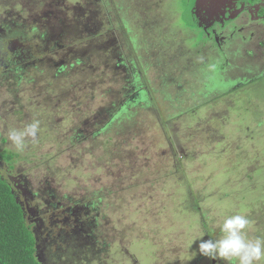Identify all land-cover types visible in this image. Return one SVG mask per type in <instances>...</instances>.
<instances>
[{
	"label": "rangeland",
	"instance_id": "374dc122",
	"mask_svg": "<svg viewBox=\"0 0 264 264\" xmlns=\"http://www.w3.org/2000/svg\"><path fill=\"white\" fill-rule=\"evenodd\" d=\"M165 1L126 0L127 7L131 9L127 12L129 15L131 13L135 15L134 26L138 29L137 33L141 34L142 39L147 40L146 47H148V40L152 38L160 41V44H157L160 48H163L164 41L170 42L173 47L180 46L179 39L183 35L182 30L186 28L182 26L178 16L176 21L170 25L175 30L174 33H171V29L165 24L151 30L148 26L145 29L142 27L147 21L162 22L164 16L162 5ZM176 1L180 3V1L186 0ZM100 3L104 2L102 0H0V11L6 9L4 13H9L6 17L7 25L12 26V23L16 25L17 22L31 31V37H27L25 42L19 44L14 41L15 45L12 46L14 50L27 49L25 46L30 43L41 46L39 40L34 41L38 35H41L47 36L51 45L58 44V47L66 46L71 49L73 47L76 48L75 54L78 52L83 54L82 49L77 51V43L69 40L71 36L67 32L69 28L78 24V33L80 35L81 33L87 34L85 29L105 28L108 18L112 22L120 19L118 11L116 12L114 9L113 12H109L111 15L107 14V19L104 17L102 20L103 14L101 11H97L98 7L96 6ZM57 8L58 12L60 10L63 12L59 28L55 15ZM179 9L178 7L177 10ZM76 11L78 12L75 13ZM83 11L84 18L82 17ZM20 14L21 16H19ZM191 22L194 27L199 28L196 21ZM61 23L64 32L66 31L65 36L59 32ZM139 23L141 24L140 30L137 27ZM0 28L5 29L4 24ZM107 29L112 30L110 33L115 37H119V32L121 36L125 33L123 29L115 30L112 25ZM166 29L169 31L168 35H166ZM49 30L52 32L46 33ZM43 32L45 34H42ZM2 37L4 35H0V38ZM115 39H112L111 43L116 41ZM188 39L184 44L192 48V41L190 37ZM30 40L34 42H29ZM0 53L3 51L0 50ZM236 54L238 53L236 52ZM139 55L149 62V56H144L141 53ZM1 59L0 56V69H4L3 75L1 74L3 78L6 76L4 72L7 68L4 63H1ZM36 59L37 57L32 55L19 64L35 62ZM257 59L255 52L249 53L247 60L243 56L237 57L238 66L241 67V69H236L237 79H229L226 83L218 69L214 68L216 65L204 71L210 74L207 80L200 79L195 74L194 79H190L193 81L190 90L195 89L193 96L198 98L201 93L202 96L222 94L224 101L214 107L207 108L205 106L196 111L191 108L192 106H189L194 109L193 117L172 120L167 131L164 128L163 132L158 122H155L153 118L148 119L149 114L146 113L138 115L133 113L137 115V121L129 120L132 118L129 116L124 119L123 126L118 123L116 125L118 129L130 127L120 130L123 136L126 134L125 140L128 132H135V146L138 142L136 150H130L131 148L123 146V143L109 142L107 144L105 139L87 145L70 144L69 130L71 126L66 124L63 117L67 100L57 96L37 97L38 94L48 92L45 82L42 85H36L37 88L30 84L26 87L21 82L18 85L20 95L16 89L9 93V97L0 90V147L4 146L1 139L8 140L7 132L10 128L23 127L37 119L41 122L42 131L37 142H30L24 152H17L9 140L5 145L15 156L14 161L10 164L15 167L12 174L17 177L24 176L27 179L28 192L36 195V199H33L30 204L35 207V204L38 203L37 214L39 215L46 211V217L51 216L53 213H58L59 209L67 207L69 203H73L70 201L71 199L60 198L59 194L62 189L68 193L79 183L80 185L88 184V187H94L95 190L99 188L97 187L99 184L101 187L110 183L107 184L105 193L100 188L99 191L96 190L102 199L104 198L102 202L105 209L98 211L105 212L101 215L97 212L98 217L101 218L100 222L103 224L102 226L98 224L97 227L99 238L107 246L104 247L106 251L103 253V259L107 260L108 264H133V262L134 264H193L194 261L200 260L199 264H203L209 259L198 253L197 248L200 241L194 242L189 248V241L198 237L199 232L203 230L200 229L203 223V215L200 212L205 216V223L208 225L210 219L213 222L212 227L216 225L215 229H219L218 226L222 223L224 216L244 212L253 221L252 226L247 229L249 237L264 238V76L261 73H256L260 70L256 63ZM150 61L152 62V59ZM98 63L100 62L93 61L92 64L86 65L87 71L98 70L95 69ZM13 65L17 66L14 61H11L7 67L12 68ZM28 67L23 68L29 69ZM251 70L254 74L251 73ZM100 72L101 70L91 80V85L95 83L96 86L84 87L86 88L84 100L87 99L85 97H91V95L99 97L98 93L105 88H117L118 81L113 84L107 81L105 87L99 86L98 78L104 76L103 74L99 75ZM36 74L37 72L35 73L34 70L26 76L30 79ZM106 74L108 72H105ZM244 75L245 77L248 75V77L245 78ZM150 76L153 77L152 74ZM74 77L77 78V81H74L78 85L77 88L80 87L81 90L84 85L82 80L78 78L77 73ZM68 79L72 80L71 77ZM61 84L60 81L58 88L56 87L58 94L62 92ZM63 84L65 85V83ZM9 90L12 91L11 87L8 88ZM81 93L83 92L78 90V97ZM207 96L210 97L209 95L204 97ZM191 104L193 101H190L189 105ZM156 119L158 120L157 115ZM175 127L178 129L175 130ZM176 131L179 134L186 133L181 136L182 142L185 144L182 146L187 150L190 147L194 149L193 156L186 158L183 162L186 172L182 170L181 174L175 172L176 168L174 167L176 166L173 165L174 161L171 159L173 157L177 161L180 158L174 143L180 139L179 136V139L176 137L178 133ZM165 140L168 142L165 143ZM169 142L172 143V146ZM118 146H120L119 149ZM135 156L140 157L144 171L141 175H136L134 179H131L130 173L120 165L122 163L113 161L111 167L109 166V161H119L120 158H134ZM176 165L180 167L181 163L177 162ZM8 167L10 168L9 163ZM96 167L104 168L105 171H96ZM169 178H173L174 192L171 187V179L167 180ZM17 186L22 191L19 198L26 200L27 195L23 191L25 187H23L22 181H18ZM190 187L196 196V198L192 196L194 202L197 200L195 203L198 207L197 217L189 219L183 215H177L178 219L176 220L178 221H176L171 215V202L176 197L185 196L179 194L178 189L183 188L182 190L186 192V189L189 190ZM83 201L89 203L88 200ZM26 213L29 215L28 211ZM82 216L87 215L82 214ZM82 216L78 212V229L81 228H79V223L82 221ZM95 218L96 214L95 216L92 214L89 218V224L94 227L96 226L93 223ZM81 237H78V241H81ZM206 238L207 234L203 239L206 240ZM59 244L60 241L56 240L52 248L56 254H59L57 252ZM193 251H197L194 258H192ZM202 257L204 261H202ZM78 258L79 264L85 260L83 254ZM53 259L55 260V258ZM101 263L106 264L105 262ZM260 264H264V261H261Z\"/></svg>",
	"mask_w": 264,
	"mask_h": 264
},
{
	"label": "trees",
	"instance_id": "16d2710c",
	"mask_svg": "<svg viewBox=\"0 0 264 264\" xmlns=\"http://www.w3.org/2000/svg\"><path fill=\"white\" fill-rule=\"evenodd\" d=\"M102 1L104 3L96 5L98 7L97 11H101L103 14L102 20L104 17L107 19V14L113 12L115 9L120 16L118 22H112L110 18H108L105 28L101 29L100 27H97L91 30L85 29V33L87 34L81 33V35L78 33V24L74 25V28L72 27L67 30V32L71 34L69 40L71 39V41L76 42L77 51H79L78 49H82L83 54L80 52L75 54L74 50L76 48L72 47L71 49V47L67 48L66 46H62V48L59 49L55 48L56 46L51 45L48 42L47 44H49V48L39 51L40 55H37V59L42 62L35 67V73L37 72L36 76L28 79L26 75L31 71V67H28L29 69H24L22 68V64L17 71H8V74L3 78L1 74L3 75L4 69H0V90L4 91L5 95L9 97V93L13 92L15 89L20 95V88L18 85H20L21 82V84H25L26 87L30 84L35 88H37L36 85H42L45 82L48 92L45 94H38L37 97L46 98L57 96L59 98L63 97V100L65 101L67 100L63 117L66 124L71 126V129L69 130V134L71 135L69 137L70 144L76 146L87 145L96 143L97 140L105 139L107 144L109 142L115 144L123 143L122 145L130 147V150H136L135 148H138V142L136 146L134 144V142H136L135 132H128L127 139L125 140L126 134L123 136V133L120 132L123 127H121L122 129L116 128L118 123L120 126H123L126 117L131 116L132 118L129 120L137 121L138 114H149L147 118H153L155 122H158L160 129L164 132V128L165 131H167V127L170 126L172 120L177 121L179 118L180 120H184L187 119L188 116V118H191L195 113L194 109L196 111L205 106H207V108L214 107L219 102L224 101L221 96L222 94H205L204 96L209 95L210 97H204L200 92L201 95L197 98V96L192 95L195 89L190 90L195 74H197L200 79L204 78L206 80L210 77V74L201 71L197 64L198 62L194 61L196 60V55H193V53H199V48L196 49V46H194L195 44L193 45V48H189L184 44L186 39L189 40L188 37H190V34L188 31L191 27H189L188 21H185L182 16L185 7L184 1L178 3L176 0H166L162 5L164 12L162 22H149L152 28H160L161 25L165 24L166 27L171 29V33H174L175 30L170 27V25L179 17L182 26L186 28L185 30H182L183 35L179 39L180 46L173 47V44L164 41L163 48L157 46V44H160L158 39H151L152 41L149 39L148 47L145 46L147 40L145 38V40H143L141 34L137 33L138 29L134 26L135 15L133 13L129 15L127 12V10L130 11L131 9L130 7H127L126 0ZM113 5H115V7H113ZM41 7L43 8L44 6ZM178 7L180 8L179 10H177ZM58 10L59 9L57 8L55 15L58 21L57 27L59 28L62 19L61 14H63V12H61V10L58 12ZM5 11L6 9L0 11L1 19L6 18L9 14L4 13ZM77 12L78 11L75 13ZM83 15L82 17L84 18V11ZM109 15L111 14L109 13ZM19 16H21V14ZM1 25H3V20L0 21V26ZM111 25L115 27V30L123 29L125 33L121 36V33L119 32V37H115V35L111 34L107 29L108 27L110 28ZM4 26L5 29L3 33H0V35H4L5 37L0 38V50L2 51L3 48L8 46V44L19 40L22 33H26L28 36L29 28L23 29L24 26L17 22L16 25L12 23V26L9 24H4ZM63 28V24L61 23V29H59V32L65 36L66 31L64 32ZM49 32L52 31L49 30L46 33ZM42 34L45 33L43 32ZM168 34L169 31L167 30L166 35ZM5 39H8V44L4 41ZM112 39H115L116 41L111 43ZM19 43H21V41H19ZM50 46L54 47L50 48ZM63 49L65 56L60 58L61 61L57 58V53ZM85 49H87V51H84ZM140 53L144 56H149V62L139 55ZM151 59L152 62L150 61ZM4 60L7 62L6 59ZM50 60L58 64L54 66ZM14 61L20 65L15 59ZM93 61L100 62L95 68L98 70L89 72L87 71L86 65L92 64ZM105 63H109V65H106ZM100 70L101 72L99 75L103 74L104 76L98 78V85L105 87L108 83L107 81L112 84L118 81L117 88H105L98 93L99 97L91 95V97H85L87 99L84 100L83 96H85L84 94L86 91V88L84 87L91 85V80ZM105 72H108V74L105 75ZM75 73L78 74V78L82 80V83L84 84L81 90L80 87L77 88L78 85L74 82L77 81V78L74 77ZM150 74H152L153 77H151ZM107 75L109 77H106ZM69 77L72 78L71 81H69ZM60 81L62 82L60 86L62 92L58 94L56 87L58 88ZM63 83H65V85ZM93 85L96 86L95 83H93ZM9 87H11L12 91H8ZM78 90L83 92L79 94V97ZM63 92H67V94H64ZM10 96L12 97V95ZM190 101H193V104L189 105ZM189 106H192L191 108L194 109H191ZM133 113H136L137 115ZM156 115L158 116V120L156 119ZM142 118L144 119V117ZM126 128L127 127L124 129ZM177 129L178 128L175 127V130ZM182 134L186 135L184 132L180 134L178 132L176 137L178 138L179 136L180 139L178 138L179 141L174 142L180 160L177 159V161H175V159L171 157L172 161H174L173 165L176 166L174 167L176 168L175 172L179 174H181L182 170L186 172V168L183 167V162L186 158L193 156L194 153L192 147L187 150L182 146V144H184L182 142ZM1 142L4 146L0 147V163H2V165L0 164V264H79L78 257L82 254L85 260L80 264H102L101 262L108 264L109 262L103 259V253L106 251L104 247L107 246H105L103 241L99 238V229L97 227L98 224H101V226L103 224L100 222L101 218L98 217L97 212L100 215L105 212L98 211L105 209V205H103L102 202L104 198L102 199L97 191H99L98 189L100 188L105 193L107 191L106 186L110 183L101 186L102 188L99 184V186H97L99 188L95 190L94 187H88V184L80 185L78 183V186L68 191V193L63 189V191H60V198H68L71 199L70 201L72 202H77L78 212L81 216L82 214L87 216L81 217L82 221L79 225V228H81L78 229V237H82L80 238L81 241H78V248L76 249L72 247L74 249H69L66 253L62 249L60 255L62 256L63 261L62 263H56L52 258V255H50V251H48V253H42V247H40L39 240L37 239L44 229L43 226L48 223L47 220L51 219L52 215L46 217V211L39 215L36 210L34 212H29V215L26 213L23 205H21L23 200L19 199L18 201V196L15 190L16 188H14L11 182L12 179L9 178L10 173L15 169L14 166L10 165L14 161L15 156L13 155V152L5 146L8 144V140L1 139ZM166 142L168 141L165 140V143ZM169 144L172 146L171 142H169ZM119 148L120 146H118V149ZM91 149L90 146V150ZM93 151L94 149L91 151L92 154ZM120 159L119 161H109V166L111 167L113 161L122 163L120 165L124 166V170L130 173L129 176L131 179H134L136 175H141L142 171H144L139 156ZM177 162L181 163L180 167L176 165ZM8 163L10 168L8 167ZM179 169L180 171H178ZM95 170L101 172L105 171L104 168L101 167H96ZM8 171H10V173ZM152 173H154V171H152ZM164 174L167 175L166 172H164ZM10 176L13 177V174ZM170 179L172 184L171 187L174 192L173 178L167 180ZM182 189L183 188L178 189L177 192L179 194H184L185 196L182 197L180 195L181 197H176V199L174 198L171 202V215L175 220L178 219L177 215H183L190 219L194 218L197 214L198 207H196L197 204H195L197 200L194 202V198H196L194 192L190 190L191 187L189 190L186 189V192ZM197 198L199 199V197ZM83 200H88L89 203H84ZM92 214H94V216L96 214V218L93 221L96 228L94 225L89 224V218ZM200 214L203 215V223L202 226H200V229H203L202 231L212 235L213 238L218 237L220 235L219 229H215L217 231L214 232L212 227L213 222L209 219V224L207 225L205 223L204 214L202 212H200ZM38 230H40L39 235ZM83 232L84 234L82 235ZM208 234L206 240L210 238ZM71 254H73L72 258L74 259L68 261L66 257ZM75 255L77 256L75 257ZM208 261L211 263V260Z\"/></svg>",
	"mask_w": 264,
	"mask_h": 264
},
{
	"label": "flooded vegetation",
	"instance_id": "af4514ba",
	"mask_svg": "<svg viewBox=\"0 0 264 264\" xmlns=\"http://www.w3.org/2000/svg\"><path fill=\"white\" fill-rule=\"evenodd\" d=\"M213 1V0H210ZM231 2V5L227 9H223L222 11H219L217 14H211V17L208 16V11L205 10V6L200 5V8L197 4V0H186L184 1V14L182 15L185 21H188L189 25V31L190 39L192 41V48L193 45L196 46V49L199 48V53H193V55H196L197 61L201 71H205L208 68H211L213 65L214 68L218 69L220 76L223 77L225 83L229 80H236V69L240 68L238 66L237 57L243 56L248 59L249 53L255 52L257 54V64L259 65V71L256 73H261L262 76H264V0H228ZM228 2V3H229ZM206 7H210L209 0L205 3ZM119 9V8H118ZM193 13V17H192ZM207 15V16H205ZM201 14H203V20L201 17ZM8 16V15H7ZM5 17V16H4ZM120 18V16H119ZM192 18H194L192 20ZM3 24L8 23L7 18L2 19ZM116 20V19H115ZM157 21V20H156ZM191 21H196L199 24V28L194 27ZM118 22V20L114 21ZM150 21L145 22L142 27L145 29L147 26L149 29H154L151 27ZM1 27V26H0ZM139 30L141 29V24L137 26ZM25 27H23L24 29ZM3 28H0V33H3ZM111 32L112 30H108ZM28 36H31V31L29 29ZM26 33H22L20 35L19 40H16L18 43L19 41L25 42L26 38L28 37ZM146 37V34L144 35ZM5 38V37H4ZM3 38V39H4ZM154 39V38H152ZM40 41L39 45H35L34 43H30V45H27V49H21L20 50H14V42L8 44V39H5L6 48H3V53H0L1 56V63H4L5 67L7 68L4 73L7 74L8 71L14 72L21 67V64L18 65L14 59L17 62L26 61L29 57L40 55L41 50H46L49 48V44L47 39V36H41L38 35L37 38L34 41ZM145 40V39H144ZM151 40V39H150ZM30 40L29 42H34ZM19 43V44H21ZM253 43H255L253 45ZM25 44V43H24ZM13 46V47H12ZM55 48L61 49L62 46L58 47V44H55ZM50 46V48L54 47ZM250 46V47H248ZM43 47V48H42ZM253 47V48H251ZM65 49V48H64ZM64 49L59 51L57 53V58H63L64 55ZM236 52L238 54H236ZM4 56V57H2ZM7 62H5V60ZM14 61L16 65H13L12 68L7 67V64ZM61 60V59H60ZM239 60V59H238ZM62 61V60H61ZM42 62L38 59H36L35 62H27L26 64H22L23 67L29 66L31 67V71L35 70L38 66V64ZM54 66H56L58 63L51 61ZM246 63V61H245ZM106 65H109V63H105ZM105 65V66H106ZM18 67V68H17ZM22 67V68H23ZM251 73L254 74L253 70H251ZM233 74V75H232ZM261 76V75H260ZM245 77V75L243 76ZM248 75L245 77L247 78ZM2 165V163H0ZM2 167V166H1ZM10 173V171H8ZM13 172L10 173V175ZM9 175V178L14 180L12 182L14 188H16V193L18 196L19 201V195H21L22 191L19 190L18 181L23 183V187L25 189L23 190L25 194L27 195V199L23 200L21 202V205H23L24 210L28 212H34L35 210H38V203L35 204V208H33L30 204V202L33 199H36V195L33 193L28 192L27 187V179L24 178V176H14L11 177ZM10 179V180H11ZM45 192V191H43ZM44 194V193H43ZM72 206V207H69ZM74 220H73V219ZM48 223L43 226V230L41 234L39 235L40 230H38V237L40 247H42V252L48 253L50 251V255H52V258H55L56 263H62L63 259L60 255L61 250L63 249L65 253L69 249L78 248V205L77 202L73 201L72 204L69 203L67 207H63L62 209L58 210V213H53L51 219L47 220ZM81 224V223H79ZM56 234V236H53ZM59 240L60 244L59 248H57V252L59 254H56V252L52 251V248L55 244V241ZM50 247V248H49ZM74 247V248H72ZM77 255H75L76 257ZM73 254L69 255L67 258L68 261H72ZM202 261H204V258L202 257ZM200 261H194L195 264H199ZM193 263V264H194ZM203 264H225L224 261H212L211 263L203 262Z\"/></svg>",
	"mask_w": 264,
	"mask_h": 264
},
{
	"label": "clouds",
	"instance_id": "9594fccd",
	"mask_svg": "<svg viewBox=\"0 0 264 264\" xmlns=\"http://www.w3.org/2000/svg\"><path fill=\"white\" fill-rule=\"evenodd\" d=\"M41 129V122L33 120L23 127L10 128L7 138L17 152H24L28 144L37 142ZM253 224L244 212H237L223 217L219 224L218 237L213 238L205 231H200L199 236L189 241V248L194 242L198 244V253L212 261H224L225 264H260L264 261V238L249 237L247 229ZM216 225H213L215 231ZM209 239L203 240L205 234ZM197 251L192 252V258Z\"/></svg>",
	"mask_w": 264,
	"mask_h": 264
},
{
	"label": "water",
	"instance_id": "95a60500",
	"mask_svg": "<svg viewBox=\"0 0 264 264\" xmlns=\"http://www.w3.org/2000/svg\"><path fill=\"white\" fill-rule=\"evenodd\" d=\"M197 4L200 8V5L203 4V6H205V10L208 11V16L207 17H211L212 15L211 14H217L219 13V11H222L223 9H227L230 5H231V2L232 1H228V0H213V1H210L209 0V3H210V7H206V2H208V0H197ZM229 2V3H228ZM200 4V5H199ZM202 8V7H201ZM200 8L201 10V13H202V9ZM203 14H201V17H202V20H203Z\"/></svg>",
	"mask_w": 264,
	"mask_h": 264
}]
</instances>
